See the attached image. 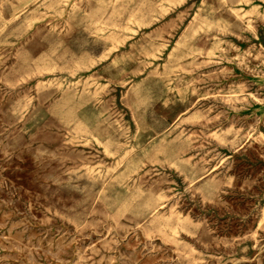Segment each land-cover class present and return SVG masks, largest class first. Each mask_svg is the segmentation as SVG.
Returning a JSON list of instances; mask_svg holds the SVG:
<instances>
[{"label": "rangeland", "instance_id": "rangeland-1", "mask_svg": "<svg viewBox=\"0 0 264 264\" xmlns=\"http://www.w3.org/2000/svg\"><path fill=\"white\" fill-rule=\"evenodd\" d=\"M0 264H264V0H0Z\"/></svg>", "mask_w": 264, "mask_h": 264}, {"label": "bare ground", "instance_id": "bare-ground-1", "mask_svg": "<svg viewBox=\"0 0 264 264\" xmlns=\"http://www.w3.org/2000/svg\"><path fill=\"white\" fill-rule=\"evenodd\" d=\"M150 204H148V206H149ZM148 209H150V206H149V208ZM154 209V207L153 208H151V210L149 211V213H151V211Z\"/></svg>", "mask_w": 264, "mask_h": 264}]
</instances>
